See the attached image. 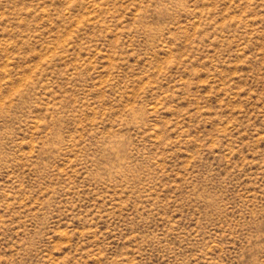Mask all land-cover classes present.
<instances>
[{
	"label": "rangeland",
	"instance_id": "rangeland-1",
	"mask_svg": "<svg viewBox=\"0 0 264 264\" xmlns=\"http://www.w3.org/2000/svg\"><path fill=\"white\" fill-rule=\"evenodd\" d=\"M0 264H264V0H0Z\"/></svg>",
	"mask_w": 264,
	"mask_h": 264
}]
</instances>
